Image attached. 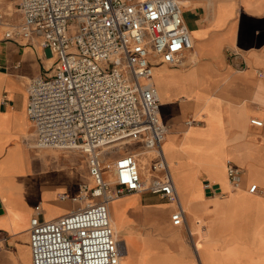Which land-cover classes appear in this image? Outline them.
Returning a JSON list of instances; mask_svg holds the SVG:
<instances>
[{"label":"crops","instance_id":"obj_1","mask_svg":"<svg viewBox=\"0 0 264 264\" xmlns=\"http://www.w3.org/2000/svg\"><path fill=\"white\" fill-rule=\"evenodd\" d=\"M18 3L0 0V264H31L35 206L71 200L84 183L68 167L53 168L34 147L27 85L43 75L50 55L4 39L7 27L21 21ZM182 18L192 40L185 66L158 64L153 72L177 201L150 194L145 203L143 194H131L115 204L124 262L264 264V0H190ZM232 50L241 56L233 58ZM14 160L21 171L11 176L6 168ZM228 160L244 170L238 188L227 180ZM141 162L142 168L148 164L146 157ZM179 175L194 177L189 192H182ZM205 184L216 192L208 195ZM251 184L259 194L247 192ZM168 208L169 215L161 213ZM63 210L42 219L68 213Z\"/></svg>","mask_w":264,"mask_h":264},{"label":"built area","instance_id":"obj_2","mask_svg":"<svg viewBox=\"0 0 264 264\" xmlns=\"http://www.w3.org/2000/svg\"><path fill=\"white\" fill-rule=\"evenodd\" d=\"M182 8V0H19L21 21L7 27L4 39L40 48L52 59L27 85L34 147L80 152L90 180L71 198L79 207L62 216L43 220L35 206L28 230L31 264H120L110 203L135 193L177 201L162 149L168 128L150 78L158 64L185 66L192 40ZM129 144L136 149L126 150ZM138 150L148 153L150 179L140 169ZM243 175L227 161L233 188ZM204 190L216 192L211 184ZM247 192L260 190L251 184Z\"/></svg>","mask_w":264,"mask_h":264},{"label":"rangeland","instance_id":"obj_3","mask_svg":"<svg viewBox=\"0 0 264 264\" xmlns=\"http://www.w3.org/2000/svg\"><path fill=\"white\" fill-rule=\"evenodd\" d=\"M50 65V64H49ZM49 65H47L46 63V67H48ZM191 120H187L186 123L190 122ZM166 140V137H165ZM165 142V141H164ZM129 151H134L136 149L135 145L129 144L128 146H126ZM125 150V149H124ZM116 151V150H114ZM36 152L40 155H47V159L48 161L51 163V166L53 168H57V167H68L69 172L68 174H72V173H77L78 174V178H79V183H81L82 181L85 183H89L90 180L88 178V174H87V170H86V163H85V156L83 154H81L78 151H63V150H59V149H37ZM138 154L140 155V158H143V152L138 150L137 151ZM116 153L111 154L110 156L115 157ZM149 158V157H148ZM149 162L150 158L148 160V164L145 165V168H147L148 170H150L149 168ZM142 173L146 176L147 179H150L151 176L147 175V173L145 172L144 167L142 168ZM76 188V186H75ZM73 190H69L68 192H72L69 194H73L74 192H76V189ZM79 190V189H78ZM142 198L140 199L141 202H147L149 201V193H142ZM127 197V196H125ZM125 197L119 198L116 201H114L111 206L110 209L112 211V205L120 200L125 199ZM90 199V198H89ZM160 202H163L162 200ZM165 203V202H163ZM79 207V203L77 202H73L70 199H68L65 202H62L61 204H57L55 202H53L52 200L50 202H48L47 205H43V208L40 211V215L41 218H45L46 214H51V213H55L57 212V210H61L64 209L63 211H71L75 208ZM147 209V208H146ZM169 208L165 211L161 210V213L164 214L166 213L167 215H169ZM144 211V210H143ZM149 212L154 213L156 211L155 208H150L148 209ZM155 225V224H154ZM158 225V224H156ZM114 230L116 231V227L114 226ZM119 235H121V233H119ZM118 233H117V237L120 239ZM126 256L123 254L121 261V264H125L124 260H125Z\"/></svg>","mask_w":264,"mask_h":264},{"label":"bare ground","instance_id":"obj_4","mask_svg":"<svg viewBox=\"0 0 264 264\" xmlns=\"http://www.w3.org/2000/svg\"><path fill=\"white\" fill-rule=\"evenodd\" d=\"M190 4V0H182V6H184V7H186V6H188ZM51 62H52V59L50 58V56H47V65H49V64H51ZM153 72H154V70H153ZM150 82H152V84H154L155 86H156V83H155V80H156V76H155V73H152V76H151V78H150ZM154 86V87H155ZM158 94H159V92H158ZM187 122V121H186ZM189 124L191 123V122H188ZM187 123V124H188ZM164 143V142H163ZM143 152V156L144 157H146L147 158V160H149V158H148V153H146V152H144V151H142ZM139 157H140V155H139ZM141 159L142 158H139V166H140V169L142 168V162H141ZM167 163H168V161H167ZM171 164V163H170ZM168 167H169V170L171 169V165L169 166V164H168ZM144 169H145V172L147 173V175H149V176H151V173H150V170H148L147 168H145V166H144ZM6 170L9 172V174L11 175V176H16V175H18L19 173H20V167L17 165V161L16 160H14L13 162H12V164L11 165H9L7 168H6ZM178 178H179V182H180V188H181V190H182V192H189V188H191V186L193 185V184H195L194 183V177L192 176V175H186V176H178ZM200 182V181H199ZM10 184L14 187V188H20L19 186H20V184L18 183V181L16 180V179H10ZM135 194H141V193H135ZM86 199H88V200H94V199H92L88 194H86ZM128 196V195H127ZM125 197V196H124ZM90 198V199H89ZM122 198V197H121ZM117 199H119V198H117ZM117 199H115V200H113L111 203H110V205H109V211H110V217H111V221H112V225H113V228H114V226L116 227V230H117V228L119 227V224H118V220L121 218V212L119 213V212H116V208L114 207L115 206V204H117L118 202H120V201H118V202H116V203H114L113 205H112V211H111V209H110V206H111V204L114 202V201H116ZM120 246H121V244H120ZM121 264V263H120Z\"/></svg>","mask_w":264,"mask_h":264}]
</instances>
